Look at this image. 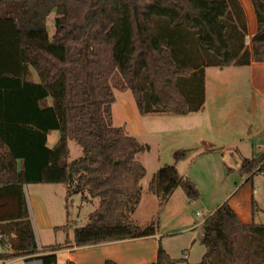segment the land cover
<instances>
[{"label":"trees","instance_id":"16d2710c","mask_svg":"<svg viewBox=\"0 0 264 264\" xmlns=\"http://www.w3.org/2000/svg\"><path fill=\"white\" fill-rule=\"evenodd\" d=\"M250 1L257 31L248 44L241 0H0V233L16 237L13 252L0 253V260L56 264L64 245L156 234L154 220L139 225L132 219L147 174L136 155L149 146L113 124V90H130L141 115L201 111L206 68L264 63V0ZM30 69L39 81L28 79ZM48 98L52 103L44 105ZM53 130L60 137L49 147ZM69 140L82 147V157L69 161ZM189 151H176L175 164L153 175L150 191L159 209L177 188L190 200L199 198L195 183L176 166ZM242 162L250 177L264 172V154ZM26 184H65L68 197L80 193L99 205L73 239L39 249ZM5 200L12 202L1 206ZM202 230L205 253L194 264H264V224L243 223L228 202ZM175 263L160 245L151 264Z\"/></svg>","mask_w":264,"mask_h":264},{"label":"rangeland","instance_id":"374dc122","mask_svg":"<svg viewBox=\"0 0 264 264\" xmlns=\"http://www.w3.org/2000/svg\"><path fill=\"white\" fill-rule=\"evenodd\" d=\"M55 17L56 14L52 13L47 18L50 37L56 29ZM248 36L247 43L249 44L252 37L249 34ZM28 79L39 81L33 69H30ZM207 85L209 92L207 110L200 113V121H194V126L187 119H180L178 115L142 116L138 112L130 90L120 91L116 88L113 90L116 97L112 106L113 124L125 127L139 143L149 146L148 150L136 155V159L147 170L146 176L141 181L145 187L163 165L175 164L174 153L176 151L190 149L179 167L181 172L186 173L188 178L195 183L200 194L199 198L191 200L192 205L190 203L189 207L182 209L183 216H181V209L177 215L170 212L163 216L160 210L155 213L156 206L149 201H144L135 217L141 225L155 221L162 236L163 247L176 261L175 264H194L202 260L205 247L201 243L203 230L200 225L213 209L219 207L216 205L221 197L236 192L246 182L248 174L245 170L237 168L233 160L236 158L243 161L245 157L257 158L264 154V132L262 131L264 115L260 112L264 105V97L257 96V108H254L255 98L251 90L249 69L238 66L208 67ZM51 103V98H48L44 105ZM255 110L257 114H254ZM208 122L211 124L208 125ZM189 125L193 128H189ZM59 137L58 130L51 131L48 146L53 147ZM68 145L69 161L84 155L82 147L74 140H69ZM212 146L218 149L208 151ZM247 183L251 185L252 190H255L257 198L263 202L264 172L257 173ZM60 187L63 190L67 186L60 185ZM55 188L51 184H28L24 189L39 249L49 239L55 242L63 241V233L53 231L45 232V234L39 231L40 237H38L32 206L33 196L55 204L51 201L55 198L53 191ZM65 204L67 205L66 211H70V225L73 220H76L79 226L88 223V215L94 207L92 204L83 202L81 194L69 196ZM193 223L195 225L188 228ZM70 237H73V233ZM15 238L14 234L0 233V246L3 252H13V239Z\"/></svg>","mask_w":264,"mask_h":264},{"label":"crops","instance_id":"0c3cea01","mask_svg":"<svg viewBox=\"0 0 264 264\" xmlns=\"http://www.w3.org/2000/svg\"><path fill=\"white\" fill-rule=\"evenodd\" d=\"M241 2L244 6L246 17L248 20V28H249L248 34L251 37H253V35H255L257 31V20H256L254 7L250 0H241ZM228 67H231V66H228ZM239 67H245L249 69L251 90L255 98L254 108H257V96L264 97V63L252 62L248 66H239ZM208 102H209V92H208V85H207V68H206V101H205L204 109L198 112L190 113L188 115H184V116L178 115V116L180 117V119H187L193 125L194 121H198L200 119V116H199L200 113L206 112ZM260 112L262 113V115H264V105L262 106V109ZM254 114H257V112ZM148 115H151V114H148ZM148 115H142V116H148ZM157 115L165 116L166 114H157ZM167 115H176V114H167ZM210 124L211 122H208V125ZM192 125H189V128L192 129L194 126ZM262 131L264 132V129ZM48 137H49V134H48ZM252 146L254 147L253 143H252ZM212 149L217 150L218 148L212 146V148L208 149V151ZM245 159H252V158L245 157ZM180 162L181 161L176 163L178 171L182 177L188 178L189 176L186 173L183 174L181 172L180 167H179ZM258 173H261V172H258ZM254 175L252 177L248 175L246 182L236 192L229 193L221 197L220 201L217 203L216 206H220V204H223L224 202H228L230 206L238 214L240 220L243 223L250 224L254 222L257 224H264V201L261 202L260 199L257 198V196L255 195L256 194L255 190H252L251 185L247 183V181H250L254 177ZM27 185L28 184L24 185V189L26 188ZM51 185H54V187H56L55 190H53L55 194V198L51 200V201H54L55 204H52L50 201H48L47 203L46 201L36 196L32 197L33 199L32 206L34 207V217L36 221L38 237H40L39 231L44 234L45 232L53 231L57 233H63V241L55 242L52 239H49V240L46 239L48 241H45L44 245H41L43 247L49 246V245H55V244H64L67 238L73 239V237H70V234L73 233V236H74V229L77 227H81L78 225L76 220H73L71 225L69 223L70 222V218H69L70 211H66L67 205L65 204L67 203L68 198H69L68 188L66 187V188H63L62 190L60 185H65V184H51ZM141 185H142V200L140 204L138 205L136 211L132 214V219L139 225H141L139 223L140 221L137 220L135 217H136V213L138 212L141 204L144 201H149L152 205L156 206L157 209L154 212L156 213L157 210H160L163 216H165L167 213H170V212L171 213L174 212L177 215V212L179 211V209L182 210L184 207H189L191 203V200L187 197L185 192L181 188H177L172 194V196L170 197V199L165 203L163 208L159 209V200L157 196L150 191V182L147 187H145L142 184V182H141ZM75 195H78V194H75ZM81 200L83 202L92 204V206L94 207V210L99 205V200L97 198L84 201L81 195ZM11 202H12L11 200L9 202L5 200L1 203V206L2 204H10ZM215 210L216 209H213L210 215ZM183 214L184 212L182 210L181 216H183ZM63 217L65 218L62 221ZM177 217L180 218L179 216ZM88 218H89V215H88ZM65 225L70 226V229L68 232L62 229H56V228H59ZM194 225L195 223H193V225L189 226L188 228H192ZM200 226H202L203 228V223ZM161 237H162L161 233L157 230L155 235L144 237V238L122 240V241H116V242H111V243H103V244L83 246V247H76L70 244L64 245L61 249L56 251V254H57L56 264H106V262L109 260L114 261L117 264L155 263L158 258V250H159L160 245L163 247ZM42 254H46V253H42ZM0 264H42V263L40 260H37V259L30 260L28 259V257H13L5 261L0 260Z\"/></svg>","mask_w":264,"mask_h":264},{"label":"water","instance_id":"95a60500","mask_svg":"<svg viewBox=\"0 0 264 264\" xmlns=\"http://www.w3.org/2000/svg\"><path fill=\"white\" fill-rule=\"evenodd\" d=\"M233 161H234V165H235L237 168L242 169V167H243V162H242V161H240V160H238V159H236V158H235Z\"/></svg>","mask_w":264,"mask_h":264},{"label":"built area","instance_id":"2783aa9c","mask_svg":"<svg viewBox=\"0 0 264 264\" xmlns=\"http://www.w3.org/2000/svg\"><path fill=\"white\" fill-rule=\"evenodd\" d=\"M249 37V36H248ZM3 252V250H2V248H1V246H0V253H2ZM186 257H187V255H186Z\"/></svg>","mask_w":264,"mask_h":264}]
</instances>
